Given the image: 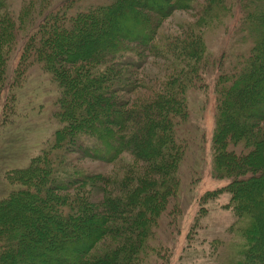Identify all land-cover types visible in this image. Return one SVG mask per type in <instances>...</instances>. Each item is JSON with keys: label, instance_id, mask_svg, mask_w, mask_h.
I'll use <instances>...</instances> for the list:
<instances>
[{"label": "trees", "instance_id": "trees-1", "mask_svg": "<svg viewBox=\"0 0 264 264\" xmlns=\"http://www.w3.org/2000/svg\"><path fill=\"white\" fill-rule=\"evenodd\" d=\"M25 1L15 11L0 0V91L27 35L21 67L31 60L51 74L65 125L27 166L5 173L11 189L0 197V264L163 258L155 237L179 219L186 150L180 125L190 119L187 92L202 80L204 28L221 15L235 18V6L243 46L250 45L220 54L227 64L214 84L212 176L229 181L207 195H229L238 237L229 264H264V0H100L87 7L83 0ZM189 9L195 30L162 31L164 19ZM140 61L157 70L151 81L138 73ZM123 153L134 158L125 164L141 170L95 171L81 158L112 163Z\"/></svg>", "mask_w": 264, "mask_h": 264}, {"label": "rangeland", "instance_id": "rangeland-1", "mask_svg": "<svg viewBox=\"0 0 264 264\" xmlns=\"http://www.w3.org/2000/svg\"><path fill=\"white\" fill-rule=\"evenodd\" d=\"M83 2L85 7L89 4L100 5V0ZM25 5V0H8V8L11 10L17 11ZM235 10V18L229 19V16L226 18L221 15V18L209 21L204 28L207 57L200 71L202 80L187 92L190 119L180 125L186 150L180 169L183 180L179 186V219L174 220L175 224L170 230L158 232L155 237V243L158 240L162 243V250H158L157 255L163 258H146L145 264H214L215 261V264L218 261V264H229L234 257L238 237L231 225L234 215L227 207L229 195L227 192L218 196L207 193L224 188L229 181L228 178L220 180L212 176V136L217 108L214 84L227 64L225 60L220 63V54L227 53V57H231L230 53L233 52L238 55L246 52L250 45L249 40L243 46L244 34L238 31L241 17L237 6ZM194 13L190 9L175 11L172 16L164 19L162 31L172 35L195 30ZM197 29L201 30L202 27ZM31 31L32 27L27 32ZM26 38L27 35H21V45L17 46L7 68L8 87L5 91H0V197L11 189L6 182L5 173L27 166L30 159L51 142L50 138L54 137L55 131L65 125L56 115L60 105V88L51 74L43 70L42 64L31 60L27 66L24 64L21 67V48ZM240 46L242 47L239 48ZM139 63L141 68L138 73L143 74L145 80L151 81L157 70L150 64H141L142 61ZM15 69L23 71L19 74ZM260 126L264 131V123ZM230 149L240 154L239 147L231 145ZM121 157L123 159L118 161ZM81 158L85 159L84 164L88 169L95 171L118 172L128 165L132 168L134 164L141 170L138 163H124L134 159L126 153L112 163ZM163 219L164 225L166 218ZM214 247L216 252H213Z\"/></svg>", "mask_w": 264, "mask_h": 264}]
</instances>
